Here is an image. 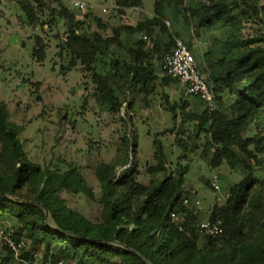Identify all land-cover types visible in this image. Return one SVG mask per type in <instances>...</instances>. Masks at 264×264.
Returning <instances> with one entry per match:
<instances>
[{
    "label": "trees",
    "instance_id": "trees-1",
    "mask_svg": "<svg viewBox=\"0 0 264 264\" xmlns=\"http://www.w3.org/2000/svg\"><path fill=\"white\" fill-rule=\"evenodd\" d=\"M112 1L118 16L143 4V0ZM261 2L154 0L152 16L144 15L134 25L112 26L110 35L103 34L106 25L99 16L90 17L67 2H17L22 22L32 28L31 58L43 63L50 46L33 29L62 26L54 39L55 57L66 60L61 65L63 72L79 66L93 84L90 98L112 114L119 113L128 101L125 113L130 120V89L146 99L155 91L157 80L177 81L159 73L161 61L172 51L173 38L179 33L169 29L166 13L170 12L173 26L181 17V25L198 37L203 34L208 45L202 57L209 63L207 81L213 86L216 108L209 111L196 96L189 97L203 103L202 109H194L188 99L171 103L167 95L161 97L166 98L164 109L173 119L178 108L181 123L192 126L191 134L178 140L182 147L178 158L187 156L190 145H194L190 151L197 148L195 140L202 137L201 156L210 168L226 164L242 174L225 192L223 203L210 207L206 218H220L222 233L201 234L197 211L183 205V198L193 194L184 186L189 165L178 161L174 171L167 168L160 134L152 139L155 163L140 171L130 157V153L136 154L137 143L129 128L113 160L99 162L92 170L100 188L97 196L76 164L69 162L58 170L31 162L20 137L21 127L9 120L8 106L0 100V224L11 229L15 239L26 242L28 249L22 251V257L40 264H264ZM251 24L254 34L246 32ZM185 43L190 49L192 41ZM166 131L173 127L161 134ZM183 132L181 128L177 133ZM140 176L149 179L145 182ZM62 192L86 195L96 203L98 216L70 207ZM172 212L181 220L172 221Z\"/></svg>",
    "mask_w": 264,
    "mask_h": 264
},
{
    "label": "rangeland",
    "instance_id": "rangeland-1",
    "mask_svg": "<svg viewBox=\"0 0 264 264\" xmlns=\"http://www.w3.org/2000/svg\"><path fill=\"white\" fill-rule=\"evenodd\" d=\"M61 1L71 4L69 0ZM83 1L88 7L82 12L90 17L99 16L106 25L104 35L111 34L112 26L120 23L134 25L142 16H152L154 4V0H143L141 8L126 9L118 16L113 11L112 0ZM261 4L264 5V0ZM17 6L16 1H0V100L8 106L9 120L21 127L20 137L25 146L26 157L41 167L58 170H64L69 162L76 164L98 196L100 188L92 170L99 162L113 160L116 147L122 142L123 135L128 134L129 128L135 134L134 141L137 143L136 154L132 152L130 157L136 160L140 171L155 163L152 157V139L160 134L158 137L165 152L167 168L174 171L178 161L188 163L184 186L193 193L192 196L201 200L202 209L197 213L201 221L206 220L210 207L214 203H223L225 192L233 183L242 179V174L231 171L226 164L210 168L201 156L202 137L195 140L198 147L190 151L194 146L190 145L187 156L179 160L182 147L178 140L190 135L192 126L181 123L178 108L177 117L173 119L171 113L164 109L166 98L161 97L167 95L171 103L188 99L196 110L202 109L203 103L186 95L179 80L170 83L157 80L155 91L146 99L129 90L127 96L132 104L129 108L131 120L125 113L128 101L123 103L119 113H110L104 104L96 103L90 98L93 84L79 66L66 72L61 69L66 60L55 57L54 36L59 29L62 30V26L50 28L44 25L43 28L37 26L33 29L42 34L50 46L43 63H37L31 58L32 28L22 22V12ZM169 14L167 12L165 17L169 29H178L177 37L184 42L192 41L190 50L195 54L198 71L208 80L209 63L202 57L208 45L203 34L198 37L192 30H187L180 23L181 17L175 20L177 26H173L168 19L171 18ZM45 16L46 14L43 18ZM250 26L246 32L254 34L255 25ZM94 28L92 23L90 29ZM261 31L264 33V30ZM159 75L162 76V72ZM36 81L39 84L34 87L32 84ZM172 127L173 131L161 134ZM181 128L185 130L184 134L177 133ZM148 179L149 176H140L142 181L146 182ZM214 179L218 180L219 190L211 185ZM62 196L70 207L88 216H98L96 203L86 195L62 192ZM3 260H7L6 264H18L15 258L10 257L0 236V261Z\"/></svg>",
    "mask_w": 264,
    "mask_h": 264
},
{
    "label": "built area",
    "instance_id": "built-area-1",
    "mask_svg": "<svg viewBox=\"0 0 264 264\" xmlns=\"http://www.w3.org/2000/svg\"><path fill=\"white\" fill-rule=\"evenodd\" d=\"M24 1V0H11ZM71 5L79 10H84L88 4L83 0H69ZM105 11V9H104ZM166 24L168 21L165 20ZM143 38H146L143 35ZM162 74L179 80L185 88V94L188 96H196L206 105L209 111L216 108L215 93L211 83L205 80L198 71L197 63L193 52L189 49L186 43L179 37L173 38L172 51L165 54L161 61ZM212 187L219 190L218 180L212 181ZM183 205L189 210H201V200L195 196H186L183 198ZM172 221H180L181 217L172 212L170 214ZM220 218L214 220H204L199 224V232L210 236H216L222 233ZM0 236L3 239L4 246L10 249L18 264H40L37 261H31L21 256L22 251L27 250L28 246L24 240L15 239L11 229H0ZM50 264V263H48ZM55 264H62L61 261Z\"/></svg>",
    "mask_w": 264,
    "mask_h": 264
}]
</instances>
